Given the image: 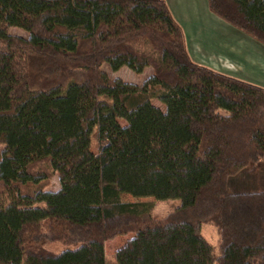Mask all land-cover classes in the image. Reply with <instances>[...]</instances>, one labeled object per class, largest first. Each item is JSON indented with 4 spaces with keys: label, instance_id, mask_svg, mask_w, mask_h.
I'll list each match as a JSON object with an SVG mask.
<instances>
[{
    "label": "trees",
    "instance_id": "obj_1",
    "mask_svg": "<svg viewBox=\"0 0 264 264\" xmlns=\"http://www.w3.org/2000/svg\"><path fill=\"white\" fill-rule=\"evenodd\" d=\"M208 5L264 45V0ZM0 145L18 197L0 204V264H106L129 234L118 264H264V87L196 63L166 0H0ZM121 194L181 203L157 217Z\"/></svg>",
    "mask_w": 264,
    "mask_h": 264
},
{
    "label": "rangeland",
    "instance_id": "obj_2",
    "mask_svg": "<svg viewBox=\"0 0 264 264\" xmlns=\"http://www.w3.org/2000/svg\"><path fill=\"white\" fill-rule=\"evenodd\" d=\"M170 4L169 7L172 6L174 12L172 15L175 16L174 18L178 17L181 21V26L183 25L185 28V33L187 36V41L189 38V44L198 40L199 42L203 43L207 37L211 35L210 39H206L204 42L205 49L204 51H200L199 60L204 61L206 65H214L215 67H219L222 73L228 74L229 76H234L235 78L259 85L264 87V45L254 39L250 38L247 34L241 31L239 28L228 24L227 21L219 17L218 15L212 13L208 6L206 0H178L172 1L169 0ZM171 5V6H170ZM193 9L197 8L198 12L202 10L203 12L198 15V18L203 21V25L208 27L209 33L203 40L200 37L202 35L196 34L195 37H192L191 28L188 27L185 19L181 15L185 9ZM188 13V12H186ZM185 13V14H186ZM184 14V15H185ZM214 19H213V18ZM218 21L224 22L227 26L221 27L218 24ZM223 29V31H221ZM9 31L13 34L21 35L27 37L29 35L28 32L25 30L18 28V27H11ZM223 34L226 36L224 37ZM227 43H224V41ZM246 40H249L248 43ZM230 42V43H228ZM222 45L231 46L232 49H235L243 54V56L239 57L240 55H223L224 49H222ZM238 45L241 46L239 49ZM221 46V48H220ZM209 48H215L217 51L221 49V55L209 51ZM102 69L107 72V74L112 78H121L128 82L134 83H142L149 75L152 74L153 69L151 67H146L144 72L141 74H137L132 71L130 68L124 66L117 71H113L107 63L102 65ZM154 104L164 108V104H162L159 100L153 99ZM92 139H94V146L97 148L98 142L96 139V133L94 132L92 135ZM3 148V145H0V150ZM60 188L59 177L57 174L51 176L49 180V184L47 189L51 190H58ZM121 199L123 201H150L154 203V208L152 210L153 215L157 217H163L171 212H173L178 205L181 203V199H168V200H158L154 197H134L129 194H121ZM18 197L16 194L6 192L4 187L0 185V204L4 206H8L14 203H17ZM39 205H43V203H39ZM201 233L205 237V239L212 245H218L219 233L218 229L215 225L204 222L201 225ZM42 230L46 231V224H43ZM134 235H119L113 239L108 240L105 243V251L107 262L106 264H118L115 259V253L120 249L127 240L132 238ZM65 245L58 241L49 240L46 244V248L52 251H61L63 250ZM217 253L219 252L216 250ZM217 264V262H214Z\"/></svg>",
    "mask_w": 264,
    "mask_h": 264
},
{
    "label": "crops",
    "instance_id": "obj_3",
    "mask_svg": "<svg viewBox=\"0 0 264 264\" xmlns=\"http://www.w3.org/2000/svg\"><path fill=\"white\" fill-rule=\"evenodd\" d=\"M172 1H175V0H172ZM176 1H178V0H176ZM183 1H185V0H183ZM207 1V6H208V8H209V5H208V0H206ZM166 2L168 3V5L170 4L169 2V0H166ZM171 6V5H170ZM170 9L172 10V12H174L173 11V9H172V6L170 7ZM210 10V9H209ZM211 11V10H210ZM186 12H188V13H186ZM203 11L202 10H200L199 12H198V9L197 8H191V9H185L184 10V12H182L181 13V15L183 16V18L185 19V21H186V23H189V24H187L188 25V27H190L191 28V31H192V36H191V38L192 37H195V35L197 34H200V35H202V37H200L201 38V40H203L204 39V37H206L208 34H210L209 33V29H208V27H206V26H204L203 25V21L202 20H200L199 18H198V15L200 14V13H202ZM212 12V11H211ZM186 13V14H185ZM213 13V12H212ZM185 14V15H184ZM176 16V15H175ZM174 16V17H175ZM213 18V17H212ZM214 19V18H213ZM176 20L180 23V24H182L181 23V21H180V19H178V17H176ZM228 23V22H227ZM218 24H220L221 25V27L222 28H224L223 26H227V24H225L224 22H220V21H218ZM228 24H230V23H228ZM182 28H183V30H184V33H185V28H184V26L182 25ZM221 31H223V29H221ZM246 34V33H245ZM223 36L224 37H226L224 34H223ZM249 36V35H248ZM250 37V36H249ZM211 38V35L209 36V37H207L206 39H210ZM250 38H252V37H250ZM185 39H186V44H187V48H188V52H189V54H190V56H191V58L196 62V63H199V64H202V65H204V66H207V67H209V68H211V69H213V70H216V71H219V72H222L221 70H220V68L219 67H215L214 65H211V64H209V65H206L205 63H204V61H200L198 58H199V54H200V51L202 50V51H204V49H205V46H204V42L206 41V39H205V41L203 42V43H201V42H199L198 40H196V39H194L195 41L194 42H192L191 44H189V38H188V41H187V36H186V34H185ZM253 39V38H252ZM224 41V40H223ZM248 43H250V41L249 40H246ZM256 41V40H255ZM224 43H227L226 41H224ZM228 43H230V42H228ZM238 47H239V49H241V46L240 45H238ZM220 48H221V46H220ZM218 49V51L215 49V48H209V51H211V52H215V53H217V54H219V55H221L220 53H221V49ZM222 49H224L223 51H224V54L223 55H236V54H238V55H240L239 57H241V56H243V54L242 53H244V52H242L241 51V53L239 52V51H237V50H235V49H232V45L231 46H226L225 47V45H222ZM245 54V53H244ZM238 55H236V56H238ZM228 75V74H227ZM234 77V76H233Z\"/></svg>",
    "mask_w": 264,
    "mask_h": 264
}]
</instances>
